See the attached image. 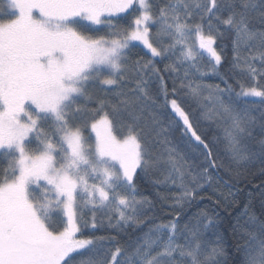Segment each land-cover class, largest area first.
<instances>
[{"label":"snow or ice","instance_id":"6c2138e0","mask_svg":"<svg viewBox=\"0 0 264 264\" xmlns=\"http://www.w3.org/2000/svg\"><path fill=\"white\" fill-rule=\"evenodd\" d=\"M202 121L222 129L227 166ZM256 162L264 175V0H0V264H264L248 206L231 260L219 213L190 211L215 194L212 170L238 184ZM141 176L166 189L167 221Z\"/></svg>","mask_w":264,"mask_h":264},{"label":"trees","instance_id":"16d2710c","mask_svg":"<svg viewBox=\"0 0 264 264\" xmlns=\"http://www.w3.org/2000/svg\"><path fill=\"white\" fill-rule=\"evenodd\" d=\"M155 31V29H153ZM228 43V53L230 59L231 53V45L230 41ZM146 52L141 48V54ZM150 55V54H148ZM133 59L136 58L135 54H133ZM161 69L163 68V64L158 65ZM227 63H225L224 67L220 69L221 73H225L227 70ZM167 75V74H165ZM206 83H219L218 77L207 76L205 77ZM169 89H171V79L167 81ZM153 87L156 85L153 84ZM223 86V85H222ZM99 94V93H98ZM201 133L207 137L208 140H212L213 137H217L218 140L216 143L213 144V152L214 155L218 157V163L223 162L225 166L229 164V154L226 150V142L224 141V134L221 128H218L215 124H210L207 121L201 122ZM172 140V143L177 145V147L181 150V152L185 155V157L189 160L195 162H201L204 160V156L200 155L198 152H193L191 147H189L187 143L188 138H184L183 140L180 138V133H174L169 137ZM195 141H192V144L195 145ZM261 165L259 162H256L254 166H249L246 170L241 169L244 173L239 178V183L237 184L236 181L228 176L224 168H220L219 171L212 170L214 176H218L220 179L219 184H215L214 188L216 190L215 194H213V188H208L206 191L202 193L205 197L203 200H200L196 205L192 207L191 214H195L199 212L201 209H209L215 210L219 213V224L216 228V232L223 238L226 250L229 254V259L235 255V244L236 238L233 236L232 226L234 225H242L248 226L246 221L248 216L245 214V208L248 206V213H255L260 219H264V216H261L262 208H261V195L260 189L255 187L259 185L261 181H264V175L260 173ZM138 186L140 192L143 196L148 197L149 199L156 202V220L155 223H159L161 221H167L170 219V216L167 214L169 209L165 205L161 208V202L158 200L156 196V192L159 190L161 192L166 191L165 188L157 186L154 187L147 178L141 176L138 181ZM235 193L234 200L235 202L232 204L231 207L225 209L220 205L216 204V195L219 193H224L227 195L229 192ZM251 194V195H249ZM209 196H212V199H208ZM90 215V214H89ZM185 219H188V216H185ZM150 225H144L140 229L133 231L132 229L128 230L129 235L121 234L118 239L121 244L123 245H130L136 241V238L141 236L144 231H147ZM97 236L103 235H116L115 232L105 228L98 229L96 231ZM208 238L214 240L215 236L208 234ZM243 242V241H241Z\"/></svg>","mask_w":264,"mask_h":264},{"label":"rangeland","instance_id":"374dc122","mask_svg":"<svg viewBox=\"0 0 264 264\" xmlns=\"http://www.w3.org/2000/svg\"><path fill=\"white\" fill-rule=\"evenodd\" d=\"M37 15H38V13H37ZM141 48H142V46H141ZM146 51V50H145Z\"/></svg>","mask_w":264,"mask_h":264}]
</instances>
